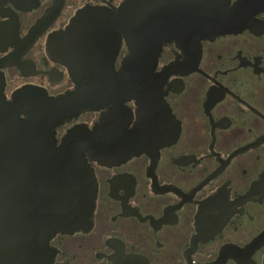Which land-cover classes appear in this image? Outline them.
I'll list each match as a JSON object with an SVG mask.
<instances>
[{
    "label": "flooded vegetation",
    "instance_id": "af4514ba",
    "mask_svg": "<svg viewBox=\"0 0 264 264\" xmlns=\"http://www.w3.org/2000/svg\"><path fill=\"white\" fill-rule=\"evenodd\" d=\"M125 1L0 0L8 100L25 86L51 96L74 89L50 38L85 7ZM191 46L166 43L154 92L125 103L147 149L110 165L89 160L93 226L57 234L51 264H264V10L242 31ZM127 52L123 45L117 69ZM101 114L58 127L59 144L75 126L92 130Z\"/></svg>",
    "mask_w": 264,
    "mask_h": 264
},
{
    "label": "water",
    "instance_id": "95a60500",
    "mask_svg": "<svg viewBox=\"0 0 264 264\" xmlns=\"http://www.w3.org/2000/svg\"><path fill=\"white\" fill-rule=\"evenodd\" d=\"M264 0H126L88 6L50 38L49 53L75 88L58 96L25 86L8 100L0 79V264H51L59 233L88 231L98 182L89 160L119 163L147 148L137 143L125 105L154 92L163 46H201L244 30ZM122 65L115 62L123 47ZM153 89V91H152ZM102 111L91 130L78 125L59 144L57 128ZM135 133V134H134Z\"/></svg>",
    "mask_w": 264,
    "mask_h": 264
}]
</instances>
